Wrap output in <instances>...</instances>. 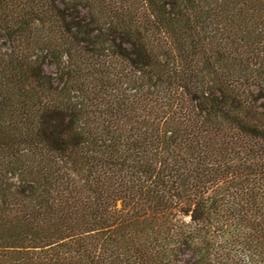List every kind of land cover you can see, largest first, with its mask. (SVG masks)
<instances>
[{"label": "trees", "instance_id": "trees-1", "mask_svg": "<svg viewBox=\"0 0 264 264\" xmlns=\"http://www.w3.org/2000/svg\"><path fill=\"white\" fill-rule=\"evenodd\" d=\"M0 264H264V0H0Z\"/></svg>", "mask_w": 264, "mask_h": 264}, {"label": "rangeland", "instance_id": "rangeland-1", "mask_svg": "<svg viewBox=\"0 0 264 264\" xmlns=\"http://www.w3.org/2000/svg\"><path fill=\"white\" fill-rule=\"evenodd\" d=\"M46 71H51V68H48V67H47V68H46Z\"/></svg>", "mask_w": 264, "mask_h": 264}]
</instances>
